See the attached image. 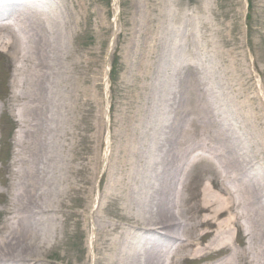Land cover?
<instances>
[{
    "label": "rangeland",
    "instance_id": "374dc122",
    "mask_svg": "<svg viewBox=\"0 0 264 264\" xmlns=\"http://www.w3.org/2000/svg\"><path fill=\"white\" fill-rule=\"evenodd\" d=\"M50 2L54 7L61 5L59 0ZM62 2L79 15L66 47L74 57L80 54L82 60H88L96 83L94 94L68 115L55 113L59 106L56 95L52 98L56 106L50 107L51 112L46 116L21 113L19 110L26 107L25 102L11 99L34 94L33 87L27 83L33 61L21 68L22 63L12 49L0 51V234L17 229L16 214L9 210H15L17 202L23 207L27 188L38 190L41 177L37 171H49L41 165L39 142H44L45 150L49 151L47 162L71 161L74 166L72 187L68 193L64 189L62 199L47 203V208L65 211L67 207L78 216L63 214L62 224L54 222L59 226L57 239L55 234L49 239L54 247L47 252H32L31 257H44L46 264H81L90 256V264H95V224L101 213L97 209L101 206V215L116 224L122 214L129 215L127 210L125 213L121 210L124 206L121 194L106 202L101 197L106 183L104 170L117 161L119 149L131 140L128 139L131 132L149 136L150 142L145 138L141 142L156 146L165 144L174 128L191 131L195 122L196 133L191 138L185 131L178 136L181 148L197 149V154L216 166L221 183L211 182L215 172L205 170L211 168L207 162L198 165L189 188L193 200L179 219L185 222V228L191 224V218L197 217L193 213L195 202L208 191H214L216 197L219 195V202L224 205L219 191L223 187L235 191L239 184L225 178L226 158L220 145L211 140L218 137V129L240 139L248 154L264 148V0ZM29 7L30 11L25 8L28 15L42 12L40 5ZM44 7L47 19L49 15L45 14L50 7ZM12 8L6 13L17 11L16 7ZM58 14L64 19L61 10ZM18 25L3 33L15 31L22 36L20 32L26 29L27 33L31 24ZM23 78L21 89L15 82ZM66 106L71 105L68 102ZM179 114H185L183 128L177 126ZM49 172L54 180L57 175L65 176L66 170ZM237 173L233 171L231 176ZM209 199L214 201L211 196ZM241 200L236 197L237 203ZM242 205L235 208L240 216L245 214ZM85 210H90L89 219L84 215ZM131 215L136 216L137 211H130ZM229 216L230 213L223 214L217 224ZM79 220H85L90 227H80ZM40 222L45 224L44 220ZM239 222L248 236L244 243L247 241L255 256L258 246L251 243L249 222L244 218ZM219 229H211L214 234L202 245L210 246L213 254L201 257V253L178 264H220L236 247L241 248L235 226L228 232ZM60 231L63 235L59 244ZM3 245L0 241V247Z\"/></svg>",
    "mask_w": 264,
    "mask_h": 264
},
{
    "label": "bare ground",
    "instance_id": "6f19581e",
    "mask_svg": "<svg viewBox=\"0 0 264 264\" xmlns=\"http://www.w3.org/2000/svg\"><path fill=\"white\" fill-rule=\"evenodd\" d=\"M0 2L3 3L0 13L4 12L0 14V21H3L0 24V51L12 49L22 63L21 68L28 61H33L27 83L33 87L34 94L14 96L11 101L17 102L21 99L25 102L26 107L23 106L19 110L21 113L28 111L46 116L51 112L50 107L56 106L55 100L52 99L56 95L59 106H56L55 113L58 116L74 113L80 103L93 97L96 86L94 77H91L93 72L89 69L88 60H82L80 54L74 57L72 51L66 47L69 36L73 35L72 31L76 23L78 24L79 15L65 7L62 0H59L61 5L56 7L52 6L50 0ZM31 5H40L43 13L37 11V14L28 15ZM44 6L50 7L45 14L49 15L47 19L44 18ZM12 7H16L17 11L14 10L13 14L6 13L14 9ZM59 10L62 11L64 19L59 16ZM22 22L31 24L27 33L26 29L20 32L23 37L15 31L3 33ZM75 37H72L70 42H73ZM23 82L24 78L21 82L17 80L15 84L23 89ZM152 98L155 101L154 91ZM68 102L71 105L69 108L66 106ZM207 105L210 107V102H207ZM185 114L178 115L177 126L180 128H183ZM195 127V122H192L191 131L174 128L165 144L157 143L156 146L141 142L143 138L150 142L149 136L142 137V134L132 132L128 136V139H131L129 144L119 149L117 161L110 163L107 170H104L106 183L104 196L101 198L104 200L105 197L106 202L121 194L124 200L121 210H127L129 215L122 214L119 224H116L101 215V206L97 209L101 213L96 217L95 224V264H101L102 261L105 264H178L201 253L203 254L200 256L204 257L213 254L210 246L202 247L204 241L214 234L211 229L216 227V230L220 228L228 232L231 226L238 230L241 248L236 247L233 254L229 253L228 258L220 264H264V148L248 154L240 139L218 129V137L216 135L211 140L220 145L226 158L223 164L227 172L225 178L231 180L234 185L239 184L235 191L225 187L219 191L223 196L224 205L219 202V195L216 197L214 191H208L203 199L195 202L196 210L193 213H196L197 217L194 220L191 218L189 227L185 228V222H179L181 212H185V207L193 200V196L189 194L193 172L198 165L207 162L197 154V149L181 148V139L178 136L185 131L184 134L191 138L196 133ZM39 146L40 155L43 156V160L40 159L41 165L49 171L66 170L65 176L57 175L53 180L49 171H37V176L41 177L38 190L35 187L27 188L24 191L23 207L17 202L15 210H9V213L16 214L17 229L13 230V233L8 231L0 234V241L4 244L0 247V264H46L44 257H31L32 252H47L54 247L49 239L53 238L54 234L55 240L57 239L59 226L54 225V222L57 221L58 224L59 221L62 224L63 214L78 216L67 207L65 211L63 208H47V203L56 198L62 199L64 189L68 193L72 187L74 166L71 161L47 162L49 151L45 150L46 143L39 142ZM207 164L211 168L205 170L215 172L211 182L220 185L216 166L210 161ZM233 171L238 172L234 177L231 176ZM209 196L213 197L214 201L210 200ZM235 196L241 198V202L237 203ZM241 203L245 209L244 216L235 211ZM132 210L137 211L136 216H130ZM226 213H230L226 219L229 221L224 220L217 224L216 221ZM84 215L89 219L90 210H85ZM242 218L249 222L252 230L251 243L258 246L255 256L253 249L247 246V241L244 243L248 236L239 222ZM39 219L44 220L45 224ZM78 225L83 228L90 227L85 220H79ZM190 231L194 234L191 235ZM62 235L60 231L59 244ZM157 243L160 246H157ZM81 264H90V256H86Z\"/></svg>",
    "mask_w": 264,
    "mask_h": 264
}]
</instances>
